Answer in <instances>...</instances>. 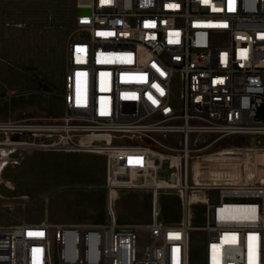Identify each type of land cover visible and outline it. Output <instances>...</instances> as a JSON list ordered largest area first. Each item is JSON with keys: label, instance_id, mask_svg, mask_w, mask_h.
<instances>
[{"label": "built area", "instance_id": "1", "mask_svg": "<svg viewBox=\"0 0 264 264\" xmlns=\"http://www.w3.org/2000/svg\"><path fill=\"white\" fill-rule=\"evenodd\" d=\"M74 1L66 112L32 132L52 139L39 148L105 157L107 221L0 227V264H190L192 231L203 264H264V0ZM222 148L252 159L237 174L211 158ZM127 191L151 195L148 225L116 222ZM162 194L178 221L158 218Z\"/></svg>", "mask_w": 264, "mask_h": 264}, {"label": "rangeland", "instance_id": "2", "mask_svg": "<svg viewBox=\"0 0 264 264\" xmlns=\"http://www.w3.org/2000/svg\"><path fill=\"white\" fill-rule=\"evenodd\" d=\"M75 14L74 0H0V143L26 144L5 147L12 149L9 155L11 161L0 170L16 166L21 155L34 153L25 162V167L36 175L29 179L30 185L47 181L45 173L51 167L58 166L61 159L41 152L51 149L38 147L39 144L51 142V138L32 131H11L8 127L10 124L30 127L53 124L65 115L64 50ZM15 136H18L17 140ZM230 141L226 139L217 146L224 147ZM240 141V138L233 139V142ZM214 154L211 157L214 160L233 162L237 174L240 166L252 159L249 152L243 149L222 148ZM65 162L72 166L81 164L71 157ZM139 192L142 191L125 192L114 204L116 222L125 218L134 225L150 223L151 195ZM210 195L216 202L214 194ZM192 198H189L190 201ZM3 202L0 198V204ZM157 208L164 221H178L183 215L176 195H160ZM203 209L200 205L191 209L190 221L193 226L204 224ZM138 241L140 245L148 243L145 230L138 232ZM203 244L204 234L192 231L189 238L190 264H203Z\"/></svg>", "mask_w": 264, "mask_h": 264}, {"label": "crops", "instance_id": "3", "mask_svg": "<svg viewBox=\"0 0 264 264\" xmlns=\"http://www.w3.org/2000/svg\"><path fill=\"white\" fill-rule=\"evenodd\" d=\"M41 152L61 159L58 166L51 167L45 173L47 181L30 185L29 179L35 172L27 169L25 162L34 153L21 155L16 166H8L0 171V198L4 200L0 204V227L11 228L20 224L36 225L42 222L62 226L105 223V157L100 154L58 150ZM70 157L81 164L72 166L66 163L65 159ZM7 183L11 186H7ZM139 193L148 194L144 191ZM117 222L121 226L134 225L125 218H120Z\"/></svg>", "mask_w": 264, "mask_h": 264}, {"label": "bare ground", "instance_id": "4", "mask_svg": "<svg viewBox=\"0 0 264 264\" xmlns=\"http://www.w3.org/2000/svg\"><path fill=\"white\" fill-rule=\"evenodd\" d=\"M38 126L36 127H30V126H16V125H12L10 124L8 129L11 130V131H34L35 129H37ZM17 137L18 136H15V140H17ZM26 144H17V143H0V147H3L2 149H0V167L8 164L11 159H10V153L12 152V149H7L5 147H9V146H25ZM29 146V145H28ZM102 155V154H100ZM1 171V170H0ZM7 185L10 187L11 184L7 183ZM121 195V194H120ZM160 196V195H159ZM158 196V198H159ZM158 198H157V202H158ZM190 198V197H189ZM196 200V197H193L192 198V201H195ZM190 201L189 199V202H192ZM107 214V213H106ZM158 218L160 220H162L160 218V212H159V209H158Z\"/></svg>", "mask_w": 264, "mask_h": 264}, {"label": "water", "instance_id": "5", "mask_svg": "<svg viewBox=\"0 0 264 264\" xmlns=\"http://www.w3.org/2000/svg\"><path fill=\"white\" fill-rule=\"evenodd\" d=\"M258 115L261 119H264V109L259 110Z\"/></svg>", "mask_w": 264, "mask_h": 264}]
</instances>
